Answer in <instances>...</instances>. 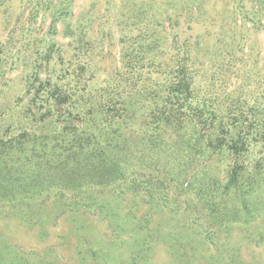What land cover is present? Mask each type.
Returning <instances> with one entry per match:
<instances>
[{"label":"trees","instance_id":"16d2710c","mask_svg":"<svg viewBox=\"0 0 264 264\" xmlns=\"http://www.w3.org/2000/svg\"><path fill=\"white\" fill-rule=\"evenodd\" d=\"M103 1L2 9L0 214L43 237L65 222L81 264H148L158 239L170 264H214L210 232L264 215V0H231L229 16L227 2ZM99 224L128 252L91 246ZM4 249L0 264H65ZM226 249L219 264H244Z\"/></svg>","mask_w":264,"mask_h":264},{"label":"rangeland","instance_id":"374dc122","mask_svg":"<svg viewBox=\"0 0 264 264\" xmlns=\"http://www.w3.org/2000/svg\"><path fill=\"white\" fill-rule=\"evenodd\" d=\"M3 5H0V40L5 37V30L2 27L1 20L3 12L2 9L8 5V13L15 15L16 13L22 10V4L24 0H3ZM75 12H79L80 9H83L86 5H89L96 0H75ZM103 1V0H98ZM245 8L251 12L253 0H242ZM104 2V1H103ZM102 2V4H103ZM226 3L225 9H227L228 16L230 12L233 11L234 5L231 0H207L208 4H219L223 6ZM115 3H119V0H115ZM251 8V9H250ZM6 16V13H5ZM237 17L238 14H237ZM249 24H246V27ZM250 30H246L245 38L249 39ZM251 36V34H250ZM258 38L261 39L264 44V32L258 34ZM250 41V39H249ZM249 41H246L248 44ZM16 71L9 73V77H15ZM142 212V208L137 209L134 212V216L139 215ZM133 217H130L129 223H125L123 226L125 230L130 229L133 226ZM65 225V222H59L57 226L54 227L53 224L48 225L47 229L50 230L51 234L48 237H43L40 234V230L35 226H29L28 224L20 223L16 218L9 216L7 213L0 214V248H10L14 251L19 252V250L25 252H39V249L54 248L60 254V257L57 258L56 262L62 259L65 264H81L79 261L80 254L76 255L71 251L70 245L73 246L75 243L76 236L73 235L70 229ZM62 225V226H60ZM89 229H92L96 233V239H90L91 246H98L99 241L101 244L108 249L102 250V253H108L111 257H116L118 255H123L127 253V249H124L125 244L127 245L130 241L123 242L125 243L123 247L112 246L111 242L114 240L117 245H122L119 243L121 240L120 235L114 236L113 232L115 229H106L104 230L105 225L99 224L97 226H88ZM59 234H65L64 238H61ZM105 234H107L105 236ZM210 237L213 240V244L210 243V261L214 264H219L218 259L223 258L226 261L231 257L229 251L227 252L226 248L233 246L237 249V252L234 258L238 257V261L244 264H264V215L258 216L255 220L250 223H235L228 227L227 230L222 232L218 231L215 234L210 232ZM168 243H162L160 239L157 240L152 250L148 252L150 256V261L148 264H170V258L172 250L168 247ZM6 244L9 247H5ZM223 245V246H220ZM68 249H64V248ZM53 252V249H50ZM82 252V251H81ZM42 254V253H41ZM199 256V254H198ZM197 256V257H198ZM61 262V260H60ZM117 264V262H116ZM190 264H204V260L197 259L193 260Z\"/></svg>","mask_w":264,"mask_h":264}]
</instances>
